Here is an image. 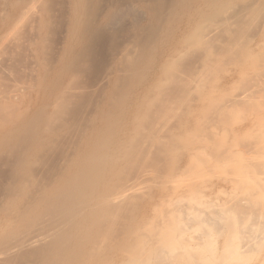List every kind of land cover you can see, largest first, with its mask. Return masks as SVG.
Returning a JSON list of instances; mask_svg holds the SVG:
<instances>
[{
    "label": "bare ground",
    "instance_id": "bare-ground-1",
    "mask_svg": "<svg viewBox=\"0 0 264 264\" xmlns=\"http://www.w3.org/2000/svg\"><path fill=\"white\" fill-rule=\"evenodd\" d=\"M224 74L263 86L264 0H0V264H264L263 177L146 226L199 135L247 106L209 105Z\"/></svg>",
    "mask_w": 264,
    "mask_h": 264
},
{
    "label": "rangeland",
    "instance_id": "rangeland-1",
    "mask_svg": "<svg viewBox=\"0 0 264 264\" xmlns=\"http://www.w3.org/2000/svg\"><path fill=\"white\" fill-rule=\"evenodd\" d=\"M225 75L226 74L220 75L219 77H211L203 83L207 86L204 96L211 99L209 105L218 104L219 100L224 96H227V98L230 97V99L227 100H231V98L241 100L245 98L247 94H250L243 93V90H239L238 83L229 85L224 91H219L217 87L221 85V78ZM261 85H263L261 86L263 87L261 89L262 91L260 90L261 87L256 88L257 90H254L253 87L251 88V90L253 89V91L256 92L255 94L257 95H253L256 97L253 98V96L248 95L245 102L247 106L229 111L226 123L214 128L212 136H210L207 141H203V138L199 135L198 140L203 142V144L197 143L195 149L191 152L190 157H195L194 160L190 161L186 158V163L182 166L183 172H181L176 179L172 180L173 182L170 184L172 187H170L168 196L165 200L156 199V207L150 212L146 226L154 227L159 234H173L178 229V225L172 223L167 227L160 228L163 217L161 216V212L174 209L173 207L177 206V204H175L176 200H179L181 204L183 203L184 205H187L189 200L194 199V201H201L202 198L203 200L224 203L229 200V198H236L237 196L240 198L242 197L241 195L245 196L247 187H252L257 181L262 179V177L264 178V145L259 144L257 142L258 140H256L257 137L261 136L260 138L262 139L264 137V77L261 79ZM257 91L259 92L257 93ZM205 107L206 106H203L202 108L204 109ZM225 108L227 107L225 106ZM200 116L202 117V113L198 114V117ZM191 132L192 135L193 133L196 134L194 129H192ZM251 142H254L251 144L252 146H250ZM183 143L185 144V142ZM184 144L181 143V147H184ZM212 144H217L218 149L221 151V157H212L202 154L204 153V148ZM191 149L192 148H190V151ZM256 150L260 152L256 153ZM162 178L160 180H162ZM255 179L257 181L254 182ZM238 180L242 181L243 184ZM239 183L241 184L238 186ZM191 184H193L192 186L194 187H192ZM189 185L192 187V191H190ZM176 191H179L177 192V196L174 195ZM262 192L263 191L255 196V198L259 199V205L257 203L258 207L264 205V192ZM244 198L245 197L241 199ZM260 202H262V204ZM239 221L240 227L243 226V223L244 225L247 224L246 221ZM228 226H232L229 232L230 235H233L236 229L235 222L231 221L228 223ZM188 243L189 241L186 242V245H188ZM218 243V246L222 248L223 238H220ZM201 250L202 249L197 250L195 252L196 255H206V253H202ZM208 254L211 255L210 253ZM260 259L261 257H259L258 260L255 259L252 264H259L258 262Z\"/></svg>",
    "mask_w": 264,
    "mask_h": 264
}]
</instances>
